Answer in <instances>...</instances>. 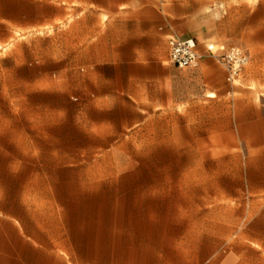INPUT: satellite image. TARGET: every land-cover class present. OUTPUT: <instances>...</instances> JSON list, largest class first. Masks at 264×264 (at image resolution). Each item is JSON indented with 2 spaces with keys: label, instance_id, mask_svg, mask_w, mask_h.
I'll return each instance as SVG.
<instances>
[{
  "label": "rangeland",
  "instance_id": "1",
  "mask_svg": "<svg viewBox=\"0 0 264 264\" xmlns=\"http://www.w3.org/2000/svg\"><path fill=\"white\" fill-rule=\"evenodd\" d=\"M0 264H264V0H0Z\"/></svg>",
  "mask_w": 264,
  "mask_h": 264
},
{
  "label": "built area",
  "instance_id": "2",
  "mask_svg": "<svg viewBox=\"0 0 264 264\" xmlns=\"http://www.w3.org/2000/svg\"><path fill=\"white\" fill-rule=\"evenodd\" d=\"M171 62L179 69L194 70L200 67L204 54L199 49V43L194 38H179L172 36L169 39ZM207 54L219 58L226 68L228 81L235 83L242 69L248 64L249 56L239 48H232L225 55L219 56L215 45L207 47Z\"/></svg>",
  "mask_w": 264,
  "mask_h": 264
},
{
  "label": "crops",
  "instance_id": "3",
  "mask_svg": "<svg viewBox=\"0 0 264 264\" xmlns=\"http://www.w3.org/2000/svg\"><path fill=\"white\" fill-rule=\"evenodd\" d=\"M172 36H173V35H172ZM172 36H170V38H171ZM170 38H169V39H170ZM169 39H168V44H169Z\"/></svg>",
  "mask_w": 264,
  "mask_h": 264
}]
</instances>
